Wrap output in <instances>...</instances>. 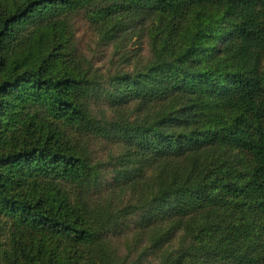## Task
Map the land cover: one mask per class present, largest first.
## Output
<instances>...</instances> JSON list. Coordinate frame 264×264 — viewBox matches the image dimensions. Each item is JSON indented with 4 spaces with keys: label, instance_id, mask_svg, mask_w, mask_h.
Here are the masks:
<instances>
[{
    "label": "trees",
    "instance_id": "1",
    "mask_svg": "<svg viewBox=\"0 0 264 264\" xmlns=\"http://www.w3.org/2000/svg\"><path fill=\"white\" fill-rule=\"evenodd\" d=\"M0 264H264V0H0Z\"/></svg>",
    "mask_w": 264,
    "mask_h": 264
},
{
    "label": "rangeland",
    "instance_id": "2",
    "mask_svg": "<svg viewBox=\"0 0 264 264\" xmlns=\"http://www.w3.org/2000/svg\"><path fill=\"white\" fill-rule=\"evenodd\" d=\"M75 39L79 50L85 54L97 68L104 73L110 69L109 51L97 43V38L94 32L82 18H77L75 20ZM146 53L147 49H145L144 54ZM89 148L92 153L93 161L105 166L103 169L104 179L108 183L111 182L112 173L110 164L112 162L108 159L109 155L106 150L107 147L103 149L101 145H98L96 142H92ZM120 240L117 241L119 242ZM120 254H126V250L122 246L120 248ZM131 256L133 257L134 255Z\"/></svg>",
    "mask_w": 264,
    "mask_h": 264
}]
</instances>
